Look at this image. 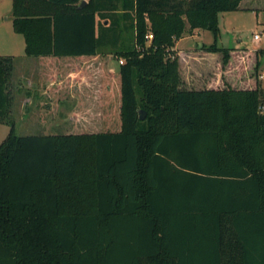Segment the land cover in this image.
Returning <instances> with one entry per match:
<instances>
[{"label": "trees", "instance_id": "obj_1", "mask_svg": "<svg viewBox=\"0 0 264 264\" xmlns=\"http://www.w3.org/2000/svg\"><path fill=\"white\" fill-rule=\"evenodd\" d=\"M80 2L13 0V28L27 55L123 56L118 121L17 134L0 55V264H264V49L217 43L219 13L242 0ZM187 25L222 52L211 88L180 87Z\"/></svg>", "mask_w": 264, "mask_h": 264}, {"label": "rangeland", "instance_id": "obj_2", "mask_svg": "<svg viewBox=\"0 0 264 264\" xmlns=\"http://www.w3.org/2000/svg\"><path fill=\"white\" fill-rule=\"evenodd\" d=\"M13 18V0H0V55L12 57L14 63L12 111L15 132L20 135L112 129L113 123L118 121L120 101L116 93L119 79L114 74L118 72L119 58L123 56L108 47H100L96 63L86 62L87 68L81 71L75 68L79 61L65 56L27 55L24 36L14 30ZM188 27L174 45L178 58L177 46L196 51L195 45L205 43L206 47L215 39L209 29L201 28L195 36ZM256 33L260 34L259 39H255ZM217 36L221 47L264 49V0H242V8L220 12ZM123 38L129 46L134 45L133 30L124 31ZM260 58V69L264 71V55ZM252 60L250 57L249 62ZM221 61L222 58L214 72H204L201 81L196 75L198 81L192 87L206 86L207 78L222 82ZM188 65L183 61L179 69L183 87H187ZM9 129L8 124L0 122V143L9 134Z\"/></svg>", "mask_w": 264, "mask_h": 264}, {"label": "crops", "instance_id": "obj_3", "mask_svg": "<svg viewBox=\"0 0 264 264\" xmlns=\"http://www.w3.org/2000/svg\"><path fill=\"white\" fill-rule=\"evenodd\" d=\"M242 8V2H241V7ZM253 8V7H252ZM201 28H195L192 30L193 35H197L196 32L199 34ZM197 43V42H196ZM212 44V43H211ZM209 44V45H211ZM208 45V46H209ZM197 46V47H196ZM194 47H196V51H194L191 48H184V50L180 49L179 46H177L176 48L179 49L178 50V54H179V69L181 67V64L183 63V61L187 62L188 65V70L186 71V86L187 87H183V84L180 81V87L182 88H186V89H202V88H211V81L212 79L207 78V80H205L206 86H202V87H192V85L197 84L196 81L200 80L202 77V74L204 72L207 71H213L216 70L217 68V64L220 61V59L222 58V54L221 51H211L207 49V46L205 47V43H203V47L199 46V44L195 45ZM192 47V48H194ZM195 49V48H194ZM9 55V54H8ZM56 56V55H55ZM59 57V56H56ZM64 57V56H63ZM68 59L71 60H77L80 63L78 65H76V69L78 70H85L87 68V64L86 62H94L96 63V59H98L97 54H92V55H67L65 56ZM198 67V68H197ZM115 77H118V72H116V74H114ZM196 75H199V79L197 80ZM259 78L262 82V85L264 86V71H262L260 69V75ZM202 80V79H201ZM200 80V81H201ZM98 91H101L98 90ZM102 93V92H101ZM118 95H120V85L118 83V89L116 92Z\"/></svg>", "mask_w": 264, "mask_h": 264}, {"label": "water", "instance_id": "obj_4", "mask_svg": "<svg viewBox=\"0 0 264 264\" xmlns=\"http://www.w3.org/2000/svg\"><path fill=\"white\" fill-rule=\"evenodd\" d=\"M86 2H87V0H81V2H80V6L85 5ZM199 46L202 47V46H203V43H200ZM145 116H146V111H145L144 109H140V118H141V119H144Z\"/></svg>", "mask_w": 264, "mask_h": 264}, {"label": "built area", "instance_id": "obj_5", "mask_svg": "<svg viewBox=\"0 0 264 264\" xmlns=\"http://www.w3.org/2000/svg\"><path fill=\"white\" fill-rule=\"evenodd\" d=\"M148 36H149V38H151L152 37V34L150 33V34H148ZM254 37H255V39H259L260 38V34L259 33H256L254 35ZM119 61H120V63H122L124 61V59L123 58H120ZM260 110H261L262 113H264V104L261 106Z\"/></svg>", "mask_w": 264, "mask_h": 264}]
</instances>
